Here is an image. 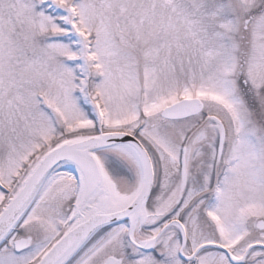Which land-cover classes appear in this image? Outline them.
<instances>
[{
  "label": "snow or ice",
  "instance_id": "1",
  "mask_svg": "<svg viewBox=\"0 0 264 264\" xmlns=\"http://www.w3.org/2000/svg\"><path fill=\"white\" fill-rule=\"evenodd\" d=\"M0 264H264V0H0Z\"/></svg>",
  "mask_w": 264,
  "mask_h": 264
}]
</instances>
